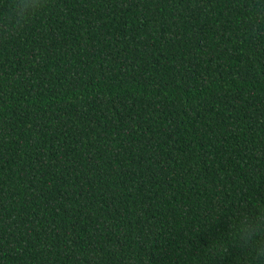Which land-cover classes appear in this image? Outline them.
Listing matches in <instances>:
<instances>
[{"label": "trees", "instance_id": "16d2710c", "mask_svg": "<svg viewBox=\"0 0 264 264\" xmlns=\"http://www.w3.org/2000/svg\"><path fill=\"white\" fill-rule=\"evenodd\" d=\"M43 4L0 22V264H260L264 0Z\"/></svg>", "mask_w": 264, "mask_h": 264}, {"label": "clouds", "instance_id": "9594fccd", "mask_svg": "<svg viewBox=\"0 0 264 264\" xmlns=\"http://www.w3.org/2000/svg\"><path fill=\"white\" fill-rule=\"evenodd\" d=\"M43 7V0H12L8 16L0 17V22L19 25ZM232 227L240 245L250 251L260 264H264V217L240 216Z\"/></svg>", "mask_w": 264, "mask_h": 264}]
</instances>
